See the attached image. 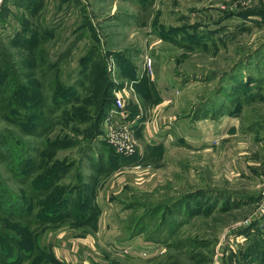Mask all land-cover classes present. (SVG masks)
I'll return each instance as SVG.
<instances>
[{
	"label": "rangeland",
	"instance_id": "obj_1",
	"mask_svg": "<svg viewBox=\"0 0 264 264\" xmlns=\"http://www.w3.org/2000/svg\"><path fill=\"white\" fill-rule=\"evenodd\" d=\"M0 52L17 66L30 56L48 106L56 80L79 96L72 112L96 110L101 135L90 159L105 169L120 162L100 122L117 90L136 144L128 165L107 176L95 174L81 145L53 151L48 167L78 162L71 164L88 187L77 194L84 206L29 228L0 217V235L14 238L0 264H240L254 239L262 246L252 255L264 256V216L256 213L264 188V0H0ZM0 132L20 138L3 121ZM22 137L38 148L44 143ZM6 169L0 158V179L18 198L24 187ZM180 198L181 206L168 207ZM252 216L257 221L246 226ZM243 226L248 240L231 242ZM26 237L49 247L51 260H23Z\"/></svg>",
	"mask_w": 264,
	"mask_h": 264
},
{
	"label": "trees",
	"instance_id": "obj_2",
	"mask_svg": "<svg viewBox=\"0 0 264 264\" xmlns=\"http://www.w3.org/2000/svg\"><path fill=\"white\" fill-rule=\"evenodd\" d=\"M43 39H46V37H43ZM25 48L31 52L30 45H26ZM30 61L32 60L29 56L23 61L22 64L24 65L17 66L15 62L9 60L5 53L0 52V121L12 126L15 131H18L20 137L13 141L0 132V158L3 163L7 164L6 171L9 173V177L15 184L24 187V191L18 199L0 179V217L9 221L16 220L18 223L23 222L22 224H25L23 226L26 228H29L30 223L34 225H51L59 220H66L72 212L75 213L83 205L84 199L80 202L77 194L86 191L88 187L82 184V176L76 171L77 169L74 170L73 168L72 164L78 162L74 158L69 160L68 163L57 165L61 163L58 161L48 167L53 151L74 149L81 145L78 148L81 150V157L94 162V172L97 176H103V174L107 176L119 167L128 165L129 162L128 158L121 157L114 151L115 157L120 159V164L118 162L114 164L117 168L108 169L106 166L107 169H105L103 163H99L98 159H90L89 155L94 153L92 142L94 138L101 135L100 127L98 128L97 124L98 115L96 110L95 115L89 114L88 117L77 111L72 112L71 109L77 108L79 96H76L75 93L68 95V88L62 82L56 80L52 82L55 95L51 99L49 108L47 102L45 103L47 97L44 94V87L47 85L44 80L38 84L37 80L34 79V67L29 64ZM113 102V96L111 95L106 101L109 106L103 109L100 122L104 120L108 111L113 107ZM90 103L84 106L87 107ZM50 114H56L51 123L49 122ZM56 127L62 130L53 139L48 137V131ZM63 130L69 131L72 137L66 136ZM22 136L37 138L44 143L38 148L33 142L27 143ZM79 136H82V138L77 139ZM41 149L42 151H40ZM37 156L40 158L38 163L36 161ZM81 157H79V160H81ZM71 171H74V176H72ZM66 177L71 179L66 186L61 187V184H57ZM52 195L53 198L51 199ZM74 198H77V201L73 204ZM183 200L181 201L180 198L179 202L168 207L172 209L181 206L180 203ZM158 208L163 209L165 207L159 206ZM158 208L149 210L148 215L151 219L158 213ZM185 212H189L188 208L185 209ZM73 218H77V216H73ZM83 220L86 223L90 222L89 216H86ZM4 222L6 221L1 223ZM245 228L232 235L233 238L231 239L233 240L231 242H240V238L243 239L241 242L248 240L250 233ZM136 229L135 226L131 229L126 228L128 234L135 233ZM27 239L31 241V244L28 257L24 256L23 260L38 258V256L43 258L42 260H51L50 254L52 255V253L50 251L49 254L47 251L49 247L39 245V240L33 237ZM10 241H14V238L0 235V261L6 260L9 256L6 254L5 247L10 244ZM261 241L264 247V239ZM259 244L255 239L248 244L247 251L242 254L244 259L240 264H264L263 255L259 259L252 255L256 246H262ZM19 246L20 244L14 248L19 249ZM236 250L232 247L228 248V251L234 252ZM246 255L248 256L246 257Z\"/></svg>",
	"mask_w": 264,
	"mask_h": 264
},
{
	"label": "built area",
	"instance_id": "obj_3",
	"mask_svg": "<svg viewBox=\"0 0 264 264\" xmlns=\"http://www.w3.org/2000/svg\"><path fill=\"white\" fill-rule=\"evenodd\" d=\"M149 64V62H148ZM117 94L113 99V107L106 114L103 122L106 127V131L103 135L104 141L114 150V152L125 158H130L136 153V144L133 139V126L130 124L131 121L127 120L128 115L124 113V96L123 90H117ZM116 92V91H115ZM126 120V121H125ZM130 122V123H129ZM135 170H139L140 166L136 165ZM261 201L257 209V216H264V188L260 195ZM257 221L256 216H252L245 225L254 223ZM243 226L242 228L246 227Z\"/></svg>",
	"mask_w": 264,
	"mask_h": 264
},
{
	"label": "crops",
	"instance_id": "obj_4",
	"mask_svg": "<svg viewBox=\"0 0 264 264\" xmlns=\"http://www.w3.org/2000/svg\"><path fill=\"white\" fill-rule=\"evenodd\" d=\"M162 120H165L164 116H162ZM165 133L166 132H163L162 134H160V136H165ZM156 144H157V146L161 147V146H165L166 143L163 144V140L158 139ZM146 150L147 149H145V153H144L145 155L143 156V161H147V159H149ZM140 152H143V150L141 149Z\"/></svg>",
	"mask_w": 264,
	"mask_h": 264
}]
</instances>
